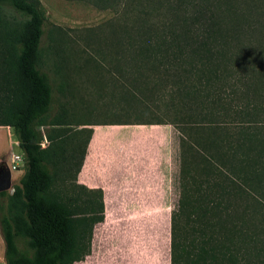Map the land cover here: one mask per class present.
<instances>
[{
	"label": "trees",
	"instance_id": "1",
	"mask_svg": "<svg viewBox=\"0 0 264 264\" xmlns=\"http://www.w3.org/2000/svg\"><path fill=\"white\" fill-rule=\"evenodd\" d=\"M86 1L131 15L128 25L107 28L120 75L111 84L137 116L156 113L148 101L162 105L180 134L169 264H254L264 192V0ZM45 21L39 0H0V127L11 130L24 162L13 192H0L4 264L81 262L104 220L102 190L76 181L92 125L73 129L65 111L49 118ZM145 124L163 123H134Z\"/></svg>",
	"mask_w": 264,
	"mask_h": 264
},
{
	"label": "rangeland",
	"instance_id": "2",
	"mask_svg": "<svg viewBox=\"0 0 264 264\" xmlns=\"http://www.w3.org/2000/svg\"><path fill=\"white\" fill-rule=\"evenodd\" d=\"M39 1L46 19L41 49L47 57L41 71L52 87L49 118L65 111L73 129L77 124L92 125L86 127L94 134L76 181L103 192L104 220L93 229L90 254L75 264H169L170 214L180 196V134L165 123L162 114L167 109L162 105L145 101L156 113L137 116V107L131 110L133 104L111 84V78L120 75L111 69L116 45L107 28L128 25L131 15H117L112 8L100 9L86 0ZM54 50L65 61L62 69L49 60ZM64 79L70 88L59 90ZM148 120L163 124L134 125ZM15 156L23 157L11 130L0 127V168L11 173L9 194L24 172V162L12 164ZM259 201L254 264H264V192ZM3 253L0 235V264Z\"/></svg>",
	"mask_w": 264,
	"mask_h": 264
},
{
	"label": "water",
	"instance_id": "3",
	"mask_svg": "<svg viewBox=\"0 0 264 264\" xmlns=\"http://www.w3.org/2000/svg\"><path fill=\"white\" fill-rule=\"evenodd\" d=\"M10 189H11V173L7 169L6 172L0 176V192H7Z\"/></svg>",
	"mask_w": 264,
	"mask_h": 264
},
{
	"label": "built area",
	"instance_id": "4",
	"mask_svg": "<svg viewBox=\"0 0 264 264\" xmlns=\"http://www.w3.org/2000/svg\"><path fill=\"white\" fill-rule=\"evenodd\" d=\"M17 162H22L23 163V157L20 158L19 156H15L12 160V164H15ZM12 169L14 170V167H12Z\"/></svg>",
	"mask_w": 264,
	"mask_h": 264
},
{
	"label": "flooded vegetation",
	"instance_id": "5",
	"mask_svg": "<svg viewBox=\"0 0 264 264\" xmlns=\"http://www.w3.org/2000/svg\"><path fill=\"white\" fill-rule=\"evenodd\" d=\"M6 170H7V167L6 168L1 167L0 168V176L3 175L6 172Z\"/></svg>",
	"mask_w": 264,
	"mask_h": 264
},
{
	"label": "crops",
	"instance_id": "6",
	"mask_svg": "<svg viewBox=\"0 0 264 264\" xmlns=\"http://www.w3.org/2000/svg\"><path fill=\"white\" fill-rule=\"evenodd\" d=\"M94 134V133H93ZM92 138V137H91ZM87 149L89 150V144H88V147H87Z\"/></svg>",
	"mask_w": 264,
	"mask_h": 264
}]
</instances>
